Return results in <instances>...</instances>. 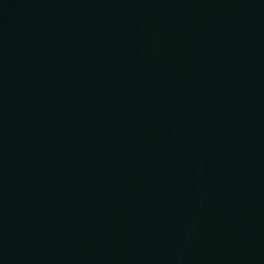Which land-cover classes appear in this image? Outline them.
I'll list each match as a JSON object with an SVG mask.
<instances>
[{
  "label": "water",
  "instance_id": "obj_1",
  "mask_svg": "<svg viewBox=\"0 0 264 264\" xmlns=\"http://www.w3.org/2000/svg\"><path fill=\"white\" fill-rule=\"evenodd\" d=\"M0 264H264V0H0Z\"/></svg>",
  "mask_w": 264,
  "mask_h": 264
}]
</instances>
